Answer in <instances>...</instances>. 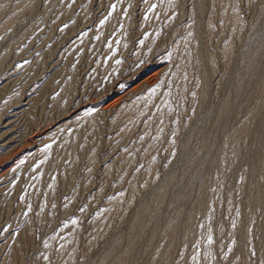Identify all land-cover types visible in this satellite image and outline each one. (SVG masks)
<instances>
[{"label": "rangeland", "instance_id": "obj_1", "mask_svg": "<svg viewBox=\"0 0 264 264\" xmlns=\"http://www.w3.org/2000/svg\"><path fill=\"white\" fill-rule=\"evenodd\" d=\"M0 264H264V0H0Z\"/></svg>", "mask_w": 264, "mask_h": 264}]
</instances>
